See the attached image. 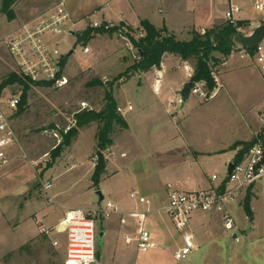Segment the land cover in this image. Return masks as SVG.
<instances>
[{
  "label": "rangeland",
  "instance_id": "1",
  "mask_svg": "<svg viewBox=\"0 0 264 264\" xmlns=\"http://www.w3.org/2000/svg\"><path fill=\"white\" fill-rule=\"evenodd\" d=\"M234 1L242 7L238 17L250 20L249 29H244L246 33L256 24L264 22V12L256 11L250 0ZM32 2L21 0L17 5L13 4L11 17L0 10V82L9 72L18 71L4 41L18 23L24 22L20 20L25 17L27 7ZM152 4L155 7L160 5L157 1H152ZM91 18L94 19L93 16ZM180 23L177 24L178 28ZM114 29L113 37H109L112 34L103 35L93 31L91 33L96 34L95 37L85 38L84 31L78 29L74 34H62L59 46L66 58L63 69L68 82L59 88L32 86L21 113L15 114L16 110L8 109L6 104V99L12 95L20 96V87L10 84L0 91V111L8 116L10 129L18 138L21 148L16 149L27 156V159L21 156L12 158L0 168V264H64L63 244L57 248L51 244L58 234L51 231L45 235L36 227V220L43 221L48 227L55 226L60 220H43L42 215L48 210L55 209L61 213V208L65 206L92 210L99 203L97 190L104 200L116 202L121 209L133 207L135 200L130 198V191L146 197L150 195L142 191L134 180V170L128 161H120L121 172L113 176H110L112 172L108 167L99 184L91 185L84 171L93 163L95 155V150L92 152L91 134L97 129L96 122L79 128V131H83L77 141L72 146L61 147L59 155L51 158V150L61 144L62 134H66L75 125L74 114L80 111L79 102L84 100L88 108L99 110L103 105L105 91L111 89L114 97L116 84L127 76L125 70L136 61L132 57L133 45L127 38V34L137 36L136 30L122 24H117ZM194 29L201 30L200 27L192 26L177 34L180 39L187 40ZM85 45L89 47V52H83ZM70 49L72 52L68 54ZM212 55L222 58L218 51H213ZM188 61L194 65L193 60ZM184 69L178 70L183 78L186 75ZM211 71L217 76L219 84H222L216 93L207 99L192 94L191 105L180 111L172 110L174 118H170V122L183 135H191L197 142L202 145L208 143L209 146L225 145L236 138H247L250 129L256 133L262 126L258 114H264V81L258 70L248 59L240 58L234 50L226 58L224 66H212ZM96 76L105 84L90 85L89 81ZM106 81L110 83L109 86ZM165 132L166 135L173 132L169 124ZM119 134L120 131L115 137ZM107 154L104 149L106 160ZM73 161L75 166L66 171V164ZM218 171L225 176L227 169L223 165ZM48 180L51 181L49 195L52 200H48L42 190V183ZM185 186L192 187L187 182ZM247 195H250L252 216L247 215L243 209ZM21 203L23 205L19 207ZM230 210L235 222L230 232H238L239 240L235 241L222 228L218 214L194 212L190 228L198 247L182 261L173 258L174 246L181 242L179 232L174 228L171 239L159 243L148 252H137L134 243L126 245L117 228L98 238L99 232L104 230L102 225L108 222L116 224L115 215L103 220L96 219L97 264H264V176L241 191L231 203ZM202 215L207 222L209 219L212 221L211 228H206L200 221ZM149 219L145 227L151 230L153 223ZM236 252H239L238 255Z\"/></svg>",
  "mask_w": 264,
  "mask_h": 264
},
{
  "label": "crops",
  "instance_id": "2",
  "mask_svg": "<svg viewBox=\"0 0 264 264\" xmlns=\"http://www.w3.org/2000/svg\"><path fill=\"white\" fill-rule=\"evenodd\" d=\"M20 1L15 0L14 4L17 5ZM56 1L33 0L30 6L27 7L25 17L20 22L48 10ZM152 1H157L160 5L155 7ZM65 3L70 16L68 25L72 28V34L75 33L76 29L81 32L89 27L88 16L90 18L93 16L94 19L109 20L115 24H122L128 26L131 30L139 29L140 21L145 19L157 28L165 27L168 32L173 33L177 38H179L177 32L185 31L192 26L195 28H204L205 26L209 28L213 24L220 25L225 23L223 11L226 8V3L211 0H65ZM216 8L221 11L217 12ZM184 15L186 16L182 18L181 16ZM178 16L181 18H177ZM179 21L181 26L178 28L177 24ZM95 36L96 34L91 33V38ZM113 36H115L113 33L109 35V37ZM89 51L88 47L87 52ZM123 60H126V58ZM225 64L226 60L222 65L224 66ZM185 65L191 68L194 67L190 61L183 60L177 55L165 54L158 67H153L146 72L135 71L126 79L123 78L116 84L115 89L117 91L114 93V99L118 108L122 110L121 114L127 123V128L120 131V134L115 137L113 144L106 149L108 153L106 156L108 159L106 160V169L110 167L112 172L110 176H113L121 172L122 165H120V161H128L133 167V175L136 177H134V180H136L142 191L150 193L147 198L150 199L151 205L144 221V227L147 219L150 218V222L153 223L151 230L146 227L145 229L151 233L157 245L171 239L174 228L165 212H156L166 202V184L169 183L174 188L182 191L211 187L217 183L211 181V175L218 174L219 178H223L224 176L220 175L218 168L224 165L227 169L228 164L232 162L237 150L240 148V146L233 148L232 144L236 141L250 140L256 134L254 129H250L247 138H236L225 145L209 146L208 143L202 145L193 136H185L181 131L177 130L170 122V118H174V114L171 111H180L191 105L190 97L192 94L189 92L186 97H183L181 93L184 83L189 79L187 70L184 69L186 73L184 78L178 74V70L185 67ZM259 76L264 81L260 74ZM102 77H105V75ZM220 85H222L221 82ZM171 100H174L173 105L170 103ZM129 106L131 108H128ZM168 124L173 129V132L166 135L165 128ZM82 131L78 132L77 137L68 146H72L77 141ZM91 138L93 152L96 148L95 132L91 134ZM16 148L19 149L21 147L13 144L8 148V154H11L13 159L21 156V152ZM14 150H17V152L13 154L12 151ZM69 156L71 159V155ZM75 164L74 161L69 162L66 164L65 170H70ZM94 165V163H91L84 171L90 179L91 185L90 177ZM148 175L152 177L148 178ZM48 181L51 182L50 180ZM185 182L192 187H184ZM24 198L30 199L27 196H24ZM103 200L102 198L98 205H102L105 200L110 199ZM22 205L23 203L19 207H22ZM73 208H81L85 211L91 210V208L65 206L61 208V213H57L55 209L46 211L42 215V219L46 221V218H48L51 221H58L67 210ZM135 209L145 210L146 206L135 200L133 207L123 208L122 210L125 212L123 216L124 222H121L120 215L115 214L117 217L116 224L115 222L101 224L104 227V230H102L103 235L111 233L114 228H117L119 236L123 237V240L125 237H133L138 227V218L132 214ZM196 215L199 217V214ZM200 217V221L203 222L206 228L212 227L210 219L207 222L204 215ZM226 232L231 234L235 241L239 240L238 232ZM57 236L58 244L54 247L57 248L63 244L64 255L65 238L62 234ZM194 240L195 249H197L198 244L195 236ZM131 243L135 244L133 241ZM180 244L181 242L176 244L173 251ZM238 253L236 252L237 255Z\"/></svg>",
  "mask_w": 264,
  "mask_h": 264
},
{
  "label": "built area",
  "instance_id": "3",
  "mask_svg": "<svg viewBox=\"0 0 264 264\" xmlns=\"http://www.w3.org/2000/svg\"><path fill=\"white\" fill-rule=\"evenodd\" d=\"M225 2L226 8L223 11L225 22L236 27L239 32L249 34L244 29H249V19H239L242 7L233 0H211ZM252 7L258 12H264V0H250ZM70 16L66 8L65 0H57L48 10L32 17L31 19L20 23L5 38L6 49L14 60L18 71L32 82L49 83L54 88L64 86L68 78L64 72L62 64L65 56L59 46L60 36L70 34L72 28L68 25ZM88 25L91 28H98L104 31L117 26L112 21L93 19L87 17ZM241 21L242 25L238 26ZM204 32L205 28H200ZM137 37L143 36L141 28L136 30ZM132 57L138 60L140 58L138 50L132 47ZM72 50V49H70ZM236 51L240 58L248 59L258 70L262 79H264V39L254 46H242L234 43L231 51ZM88 47H83V52H87ZM66 62V61H65ZM187 75L190 78L193 68L185 65ZM211 76L216 83L212 91L205 88L203 81L195 82L190 93L200 99L212 97L220 87L217 76L211 71ZM20 100L19 95H12L6 99L7 108L16 110ZM180 101V100H179ZM171 105L174 100H171ZM79 109L88 108L86 101L79 102ZM128 108H131L130 106ZM120 112L122 110L118 108ZM258 120L262 123L261 128L255 134V140L242 158L232 163V168L226 171L223 178L218 174L211 175V181L217 182L207 189H193L182 191L174 188L171 184H166L167 199L165 204L156 210V212H165L170 218L174 228L179 232L181 244L173 251V258L176 261L185 260L196 248L194 234L190 228V220L194 212L200 211L208 214H218L221 226L226 231H231L235 227L230 205L236 199V196L245 190L248 186L264 176V114H258ZM55 134V133H54ZM56 136V134H55ZM20 145L17 136L10 129L8 116L0 111V168L8 164L12 159L8 154V148L13 145ZM47 155V154H46ZM22 158L27 159L25 154ZM98 156L95 154L93 163L95 164ZM34 164V162H33ZM34 165H37L35 163ZM228 169V167H227ZM51 182L42 183L43 193L48 200H52L49 195ZM130 198H133L140 204L146 206L145 210H136L132 212L138 218V227L133 237H125L126 244L135 242L137 252H148L157 246L151 233L145 229L144 221L151 201L143 195H138L133 191L129 192ZM120 215L121 222H124L125 212L111 200H105L102 205H98L92 210L85 211L81 208L67 210L63 217L53 227H48L43 221H35L38 231L48 235L51 231L62 234L65 238L64 264H90L96 261V231L95 220L106 219L113 215ZM52 245L58 244L57 239H52Z\"/></svg>",
  "mask_w": 264,
  "mask_h": 264
},
{
  "label": "trees",
  "instance_id": "4",
  "mask_svg": "<svg viewBox=\"0 0 264 264\" xmlns=\"http://www.w3.org/2000/svg\"><path fill=\"white\" fill-rule=\"evenodd\" d=\"M14 3L15 0H1L0 10L11 17L13 16L12 6ZM240 25H242L241 21L238 22V26ZM140 28L143 31V36L141 37L127 34V38L133 47L138 50L140 58L125 70V75L127 74L125 79L135 71L146 72L153 67H158L165 54H174L183 60L191 59L194 61L193 73L182 87L181 93L183 97H186L189 94L194 83L198 81H203L205 88L208 91H212L215 88L216 83L211 76V68L212 66L224 63L226 58L230 55L232 46L234 45L230 35L238 31L236 27L225 22L220 25L205 28L203 33L194 29L191 31L190 39L181 40L173 33L168 32L165 27L157 28L145 19L140 21ZM114 30L115 29L112 28L104 31L102 29L88 27L83 33L86 38L91 36V32L93 31L112 34ZM213 51L221 53L222 58L214 57L212 55ZM65 61L66 58H64L62 64H64ZM10 84H17L20 87V100L15 114H19L24 110L27 104L28 91L32 86H50L49 83L32 82L29 78L23 76L16 70L9 72L0 82V91L3 87ZM89 84L104 85L105 82L99 77H94L89 81ZM109 84L110 83H108L107 86H109ZM103 100V105L97 111L93 109H82L76 112L74 114L75 125L69 128L66 134H62L61 132V144L51 150V158H55L59 155L61 147H67L77 137L79 128L84 127L91 122H96L95 154L98 156V159L90 177L93 186H97L100 180L105 177L106 159L103 155V150L113 144L115 135L119 131L127 128V123L121 112L118 110L111 89L105 91ZM261 137L264 139V135ZM254 140L255 137L247 141L234 142L232 147L235 148L240 146V148L237 150L232 161H239ZM243 209L247 215L252 216L250 195L246 196L243 203ZM95 256L97 259V248L95 250Z\"/></svg>",
  "mask_w": 264,
  "mask_h": 264
},
{
  "label": "water",
  "instance_id": "5",
  "mask_svg": "<svg viewBox=\"0 0 264 264\" xmlns=\"http://www.w3.org/2000/svg\"><path fill=\"white\" fill-rule=\"evenodd\" d=\"M230 38L233 43H236L238 45L254 46L259 41L264 39V22L257 24L249 34H244L242 32L236 31L230 35ZM70 52L71 50H69L68 54ZM106 83H108V81H106ZM231 168H232V163H229L227 171H229ZM96 194L99 196V202H100L103 196L99 190L96 191ZM102 236H103V232L100 231L98 234V238H102ZM90 264H97V262L92 261L90 262Z\"/></svg>",
  "mask_w": 264,
  "mask_h": 264
}]
</instances>
